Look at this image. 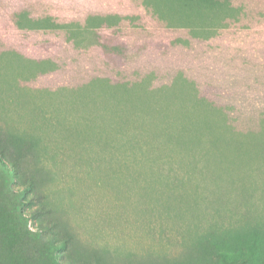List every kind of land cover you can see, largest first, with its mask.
<instances>
[{"label": "rangeland", "instance_id": "rangeland-1", "mask_svg": "<svg viewBox=\"0 0 264 264\" xmlns=\"http://www.w3.org/2000/svg\"><path fill=\"white\" fill-rule=\"evenodd\" d=\"M0 139V264H263L264 0H0Z\"/></svg>", "mask_w": 264, "mask_h": 264}, {"label": "trees", "instance_id": "trees-1", "mask_svg": "<svg viewBox=\"0 0 264 264\" xmlns=\"http://www.w3.org/2000/svg\"><path fill=\"white\" fill-rule=\"evenodd\" d=\"M2 144L3 141L0 139V148L2 147ZM0 161L2 162V159ZM9 191L12 192L11 189H9ZM1 202L4 204L1 203L3 208L2 206L0 207V240L4 241V243L7 245L9 244V241L13 240H15L17 245L24 244L30 238V232L26 228V222L22 217V212L19 209V202L17 200H7ZM206 236L207 235L205 234L203 235V237ZM55 250L56 245L54 244V241H48L45 248L43 247V250L41 249L42 260H45L48 264H62L56 258V254L54 253ZM251 253H253V251H251ZM260 254L261 256L256 255L257 263L261 262L264 264V253L261 252ZM26 260L29 262L34 261L29 257H26Z\"/></svg>", "mask_w": 264, "mask_h": 264}]
</instances>
